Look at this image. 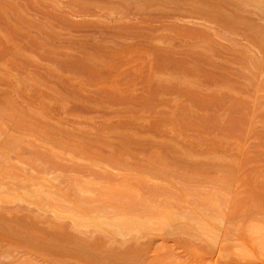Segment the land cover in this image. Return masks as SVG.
<instances>
[{"label": "bare ground", "instance_id": "6f19581e", "mask_svg": "<svg viewBox=\"0 0 264 264\" xmlns=\"http://www.w3.org/2000/svg\"><path fill=\"white\" fill-rule=\"evenodd\" d=\"M0 264H264V0H0Z\"/></svg>", "mask_w": 264, "mask_h": 264}]
</instances>
